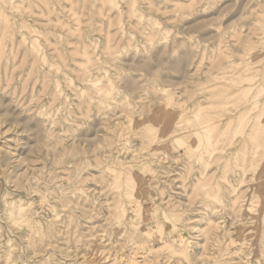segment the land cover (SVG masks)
<instances>
[{"label":"rangeland","instance_id":"1","mask_svg":"<svg viewBox=\"0 0 264 264\" xmlns=\"http://www.w3.org/2000/svg\"><path fill=\"white\" fill-rule=\"evenodd\" d=\"M263 163L264 0H0V264H264Z\"/></svg>","mask_w":264,"mask_h":264},{"label":"crops","instance_id":"2","mask_svg":"<svg viewBox=\"0 0 264 264\" xmlns=\"http://www.w3.org/2000/svg\"><path fill=\"white\" fill-rule=\"evenodd\" d=\"M250 132V133H249ZM249 132H248V135L249 136H252V138H256V135L258 134V127H257V124L253 127H251V129L249 128Z\"/></svg>","mask_w":264,"mask_h":264},{"label":"bare ground","instance_id":"3","mask_svg":"<svg viewBox=\"0 0 264 264\" xmlns=\"http://www.w3.org/2000/svg\"><path fill=\"white\" fill-rule=\"evenodd\" d=\"M44 5V4H43ZM5 23V22H4ZM7 28V27H6ZM28 39V38H27ZM94 83H96V82H94ZM98 91V90H97ZM154 94V93H153ZM206 127V126H205ZM180 147V146H179ZM204 162V161H203ZM264 164V163H263ZM264 169V168H263ZM263 175V174H262ZM258 180H259V178H258ZM257 184H259V182L257 183ZM259 186V185H258ZM261 186V185H260ZM261 191V190H260ZM14 210V209H13ZM31 220V219H30ZM260 221V220H259ZM261 222V221H260ZM34 223V222H33ZM261 224V223H260ZM258 226H260V225H258ZM262 228H264V224H263V227ZM35 230V229H34ZM260 230H261V228H260ZM7 232V231H6ZM260 232V231H259ZM49 234V233H48ZM26 238V237H25ZM31 240V239H30ZM6 241V240H5ZM6 243H7V241H6ZM31 243V242H30ZM41 244V243H40ZM1 248V247H0Z\"/></svg>","mask_w":264,"mask_h":264}]
</instances>
